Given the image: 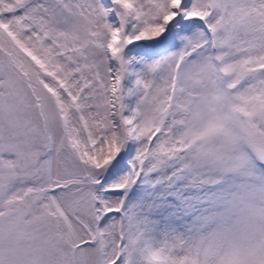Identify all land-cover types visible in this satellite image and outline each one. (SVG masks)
Here are the masks:
<instances>
[{"label":"snow or ice","instance_id":"1","mask_svg":"<svg viewBox=\"0 0 264 264\" xmlns=\"http://www.w3.org/2000/svg\"><path fill=\"white\" fill-rule=\"evenodd\" d=\"M0 264H264V0H0Z\"/></svg>","mask_w":264,"mask_h":264}]
</instances>
